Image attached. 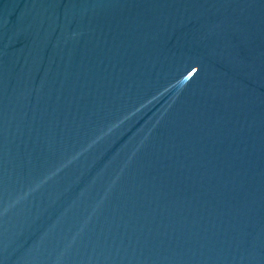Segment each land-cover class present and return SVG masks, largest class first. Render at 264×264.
I'll return each instance as SVG.
<instances>
[{"label":"water","instance_id":"1","mask_svg":"<svg viewBox=\"0 0 264 264\" xmlns=\"http://www.w3.org/2000/svg\"><path fill=\"white\" fill-rule=\"evenodd\" d=\"M0 264H264V0H0Z\"/></svg>","mask_w":264,"mask_h":264}]
</instances>
